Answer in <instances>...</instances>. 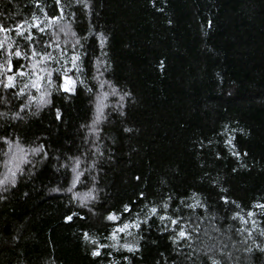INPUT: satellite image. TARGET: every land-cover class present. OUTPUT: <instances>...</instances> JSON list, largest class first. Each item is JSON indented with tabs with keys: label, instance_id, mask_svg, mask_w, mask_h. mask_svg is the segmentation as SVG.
Instances as JSON below:
<instances>
[{
	"label": "trees",
	"instance_id": "trees-1",
	"mask_svg": "<svg viewBox=\"0 0 264 264\" xmlns=\"http://www.w3.org/2000/svg\"><path fill=\"white\" fill-rule=\"evenodd\" d=\"M59 7L62 19L50 20L60 15L55 0L39 7L0 0V24L27 29L35 17L45 28L31 29L34 43L0 33L9 51L30 57L21 61L26 68L39 60L32 48L52 54L49 70L71 68L74 52L83 61L81 73L69 72L74 95L57 91V71L51 88L46 79L32 88L29 77H18L15 89L0 86V137L10 141L0 139V264H264V0H61ZM44 92L51 103L40 105ZM90 190L94 199L82 203ZM110 212L121 224L148 216L132 228L139 251L112 247ZM71 213L79 216L65 222ZM84 233L107 246L99 256Z\"/></svg>",
	"mask_w": 264,
	"mask_h": 264
},
{
	"label": "snow or ice",
	"instance_id": "snow-or-ice-1",
	"mask_svg": "<svg viewBox=\"0 0 264 264\" xmlns=\"http://www.w3.org/2000/svg\"><path fill=\"white\" fill-rule=\"evenodd\" d=\"M77 3H82L83 0H76ZM61 3V0H55V4L57 5V11H59L60 15H55L53 14L51 17H49L50 20H59L62 19L63 16V8L59 7ZM36 6L39 7V0H36ZM83 6L85 8L88 7L87 3H84ZM41 11H43V9H41ZM74 15V13H73ZM27 23V22H25ZM211 22H209L210 24ZM35 28L38 32L43 33L45 31L44 27H41V24L38 22V18L34 17L33 23L31 25L28 26V28L26 29L24 24H17L14 28H9V27H5L4 25L0 24V33H11V32H16L17 35L23 37L25 40L34 43L35 42V37L31 32V29ZM61 31H64L63 28L60 29ZM28 33L27 35L25 33ZM106 41V37H102L99 39V44L100 47L103 48L104 44ZM32 43L29 44V47H32ZM47 47H52L51 44L47 45ZM81 47H83V45H81ZM56 48H59V45H56ZM13 49V45L10 41L7 42V44H5L4 41H0V54H5V62L3 64H0V86H2L4 89H15L17 87V78L18 77H29L30 78V84L32 88H36L37 90L40 89L41 86V81L46 79L47 84L49 85V88H51L53 81L51 79L52 77V71H57V72H61V69L57 68L54 70H49V68L47 67L48 62L53 61L54 57L52 56V54L50 52L45 51L43 54H41L40 52H37L35 50V48H32V52H31V56L32 57H39V60L36 61L35 63H33L31 65V69H28L25 67L24 63H22L21 61L23 60H27L30 59V57L27 55V53H22L19 49H15L12 51H9ZM85 55H88L87 51H85L84 53ZM103 54V53H102ZM16 58V64L13 63L12 57ZM57 63H59V61H56ZM70 62L72 67L71 68H67L65 67L63 69V71L61 72L60 76L58 77V79L61 81V83L59 84L57 91L63 92L65 94H69V95H74L76 92V85H77V79H74L72 75H69V72H72L73 69L75 70L76 73H81L82 72V68H81V64L83 63L82 59H81V55L79 53L74 52L73 55L70 58ZM65 63H68V61H65ZM101 63V61H99V58H97V64ZM160 67L163 68V62H161ZM98 74L99 70H98ZM80 83H83V81H80ZM103 86V85H101ZM29 87V84H25L23 88H21L19 90L18 93H16L17 96L20 95H24L25 93V89ZM88 91H91V89H88ZM113 94H115V89H113ZM105 97L107 96V94H104ZM127 95V94H125ZM50 96V92H44L41 94L40 97V105H46V104H50L51 101L50 99H48V97ZM30 101L35 100L36 97L30 96L29 97ZM124 97L121 96L120 100L123 101ZM26 106V105H25ZM122 106V105H121ZM24 107V106H22ZM101 107L102 105L98 104L97 105V117L96 120H94L93 122V129H95V124L99 121V119L102 118V113H101ZM56 113V119L59 120L61 118V113L60 110L57 108L55 110ZM125 131H130V129H125ZM0 139H3L5 141V143H10V141H8V139L6 137H0ZM225 144L231 146L234 148V145H232V140L231 139H227L225 140ZM43 145L38 146L37 148H33L32 151L33 152H42L43 151ZM21 151H23L21 149ZM232 154L236 157L240 156L239 152H235L233 151ZM246 155V153H245ZM44 156L47 157V153H44ZM217 157L219 158V153H217ZM79 165H80V159L74 158V166L71 168V171L73 172L74 176H73V180L71 182V187L68 188V192L72 193V198L76 199L77 198V193L73 192V189L75 188L76 184L78 182H80V176L82 175V172L78 171L79 169ZM61 167H64V165H61ZM0 183H2V181H0ZM141 197H143V193L140 194ZM94 199V197L91 196V190L89 191V193L85 194V196L80 197L81 202L84 203V201L86 199ZM221 199H223L225 202H227V198L226 197H222ZM169 207V205L167 203L163 204V208L167 209ZM189 207H191V205H189ZM258 207H264V205H258ZM158 209L156 207H152L150 209V214L155 215L157 213ZM123 212L124 213H129L131 212V206L130 205H125L123 207ZM251 215V213H250ZM74 216H79L78 213H71L67 216H65V222H71L73 220ZM80 219H83V217H79ZM106 219L110 222H113L116 224V226L112 229L111 233H110V239L112 240H117L118 239V234L119 233H125V234H131L128 230L130 228H136V229H140L141 227V223L147 225L148 224V216H145L143 221H139V220H133L131 222H124V223H119L120 220V216L119 214L115 213V212H110L108 214V216L106 217ZM160 222L165 221L166 219L171 220V223L173 225L177 224V220L176 219H172L171 217H167L166 215H160L158 217ZM188 235V233H186L185 230L181 229L178 232V237L179 238H186ZM262 235H264V233H262ZM83 238L86 241H89L92 244H96V247L92 250L91 254L93 256H99L100 255V250L102 248L107 247L106 245L103 244H97V242L90 238L89 235L87 233H84ZM113 248L116 247L115 244L112 245ZM122 247L126 248L128 252H137L139 251L138 246L134 245V244H124L122 245ZM261 251H264V249H261ZM125 260H127V257H124ZM213 264H217L216 261H213Z\"/></svg>",
	"mask_w": 264,
	"mask_h": 264
},
{
	"label": "rangeland",
	"instance_id": "rangeland-1",
	"mask_svg": "<svg viewBox=\"0 0 264 264\" xmlns=\"http://www.w3.org/2000/svg\"><path fill=\"white\" fill-rule=\"evenodd\" d=\"M131 234L119 233L117 240H112V244H115L118 248H124V244H134L136 245V237L132 228L128 230Z\"/></svg>",
	"mask_w": 264,
	"mask_h": 264
}]
</instances>
